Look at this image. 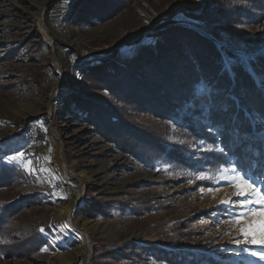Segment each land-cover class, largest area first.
Here are the masks:
<instances>
[{"label":"rangeland","instance_id":"374dc122","mask_svg":"<svg viewBox=\"0 0 264 264\" xmlns=\"http://www.w3.org/2000/svg\"><path fill=\"white\" fill-rule=\"evenodd\" d=\"M82 2L0 0V168L10 167L0 182V205L20 203L0 238V264H264L221 250L237 248L225 233L241 239L230 222L237 209L221 203L241 198L221 177L232 176L233 168L264 172L259 117H248L257 128L250 136L249 129H228L226 121L220 130L203 124L216 140L210 143L171 120L107 99L88 71L121 45L118 54L131 57L154 40L153 33L181 25L216 36L229 72L237 64L252 72L249 61L264 53V0H134L104 21L78 16ZM196 13L212 20L189 15ZM252 77L264 97V77ZM207 90L197 85L198 93ZM74 92L116 102L126 118L185 147L186 163L156 155L142 162L123 153L85 118V104L77 106ZM213 103H201L206 114ZM220 108L226 111L227 103ZM30 126L39 145L26 136ZM226 135L238 146L253 141L249 169H240L221 143ZM18 152L26 154L24 162L9 163ZM72 223L88 232L89 257Z\"/></svg>","mask_w":264,"mask_h":264},{"label":"trees","instance_id":"16d2710c","mask_svg":"<svg viewBox=\"0 0 264 264\" xmlns=\"http://www.w3.org/2000/svg\"><path fill=\"white\" fill-rule=\"evenodd\" d=\"M133 1L83 0V12L78 16L104 21ZM172 10L170 14L176 13V9ZM189 15L203 22L212 20L207 13ZM152 35L154 40L140 45L131 57L118 54L121 45L98 64L90 66L88 71L102 82L107 99L114 98L116 102L121 101L160 120H171L192 132L194 137H204L214 144V135L203 129L205 123L220 130L219 126L226 121L228 129H249V136L257 128L249 125L248 117L256 114L264 123V97L256 91L252 77V73L264 77V53L249 61L252 72L242 64L232 65L229 72L223 66L216 36L209 37L195 28L181 25L166 27ZM228 54L232 55L231 52ZM201 83L208 87L205 94L197 91V85ZM72 95L77 106L85 104L84 111L88 115L85 118H89L96 130L123 153L142 162H148L156 155L167 162L186 163L185 147L170 144L148 127L126 118L116 102L75 92ZM232 96L237 97V105ZM201 103L214 104L210 114L205 113ZM224 103H227L226 111L220 108ZM194 117L201 122H196ZM233 142L229 135L221 139L230 155L236 156L238 167L249 169L251 153L247 147L253 141L248 140L242 146ZM227 143L231 145L227 146ZM260 150L264 156V141ZM8 168H0V182L9 176ZM19 204L0 205V238L5 234L12 214L20 209Z\"/></svg>","mask_w":264,"mask_h":264},{"label":"snow or ice","instance_id":"6c2138e0","mask_svg":"<svg viewBox=\"0 0 264 264\" xmlns=\"http://www.w3.org/2000/svg\"><path fill=\"white\" fill-rule=\"evenodd\" d=\"M69 2L70 0H65V4ZM261 86H264V81L261 82ZM25 155V153L18 152L7 159L9 163H23ZM29 170L35 171L36 169L30 166ZM232 171L234 173L232 176H222L221 178L230 181L235 189L233 194L241 199L238 201L227 199L222 200L221 203L232 205L237 209L230 222L232 227L238 229L237 235L241 239H236L229 233H225L229 236L228 243H235L237 248H222L221 250L230 251L236 256L247 254L259 261H264V172L251 175L243 170L237 171L235 168ZM199 178L204 177L202 175ZM40 231L43 232L44 229L41 228ZM252 245L257 246L259 250L250 247ZM41 251H47V248H42Z\"/></svg>","mask_w":264,"mask_h":264},{"label":"bare ground","instance_id":"6f19581e","mask_svg":"<svg viewBox=\"0 0 264 264\" xmlns=\"http://www.w3.org/2000/svg\"><path fill=\"white\" fill-rule=\"evenodd\" d=\"M38 25H39L40 31L44 35L45 39L48 42H50L51 41V38L49 37L46 28L40 22H38ZM61 161H62V164L64 165L63 160H61ZM64 167H65V165H64ZM83 193L81 192V195H80V198L81 199L83 197ZM71 228H72V231L74 232V234L81 239V241L84 243V245L85 246H88V249H87V257H89V253H90L91 247H90V241H89L88 232L85 229H83V228H79L77 225H75L73 223L71 224Z\"/></svg>","mask_w":264,"mask_h":264},{"label":"built area","instance_id":"2783aa9c","mask_svg":"<svg viewBox=\"0 0 264 264\" xmlns=\"http://www.w3.org/2000/svg\"><path fill=\"white\" fill-rule=\"evenodd\" d=\"M26 136H28L30 138L32 143L34 142V144L39 145L38 142L36 140H34L35 139V130L32 126H30L27 129Z\"/></svg>","mask_w":264,"mask_h":264},{"label":"water","instance_id":"95a60500","mask_svg":"<svg viewBox=\"0 0 264 264\" xmlns=\"http://www.w3.org/2000/svg\"><path fill=\"white\" fill-rule=\"evenodd\" d=\"M42 24V23H41ZM43 25V24H42ZM44 26V25H43Z\"/></svg>","mask_w":264,"mask_h":264}]
</instances>
